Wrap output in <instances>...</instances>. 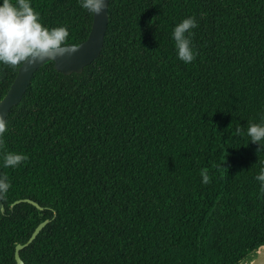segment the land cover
<instances>
[{
	"label": "trees",
	"instance_id": "1",
	"mask_svg": "<svg viewBox=\"0 0 264 264\" xmlns=\"http://www.w3.org/2000/svg\"><path fill=\"white\" fill-rule=\"evenodd\" d=\"M32 6L65 44L87 38L79 0ZM189 16L186 64L172 31ZM109 17L98 58L45 64L6 118L0 264L45 219L25 264H241L264 244V141L247 135L264 119V0H111ZM19 66L0 65V100ZM10 151L28 159L5 168Z\"/></svg>",
	"mask_w": 264,
	"mask_h": 264
},
{
	"label": "clouds",
	"instance_id": "2",
	"mask_svg": "<svg viewBox=\"0 0 264 264\" xmlns=\"http://www.w3.org/2000/svg\"><path fill=\"white\" fill-rule=\"evenodd\" d=\"M79 3L93 15L99 14L107 6L106 0H79ZM196 27L198 21L194 16H189L176 24L172 31L177 56L186 64L196 58L191 31ZM68 37L66 26L49 28L42 23L40 13L32 6V0H0V65L15 67L24 65L25 62L35 63L44 57L75 52L78 47L65 46ZM7 131V121L0 115V143ZM247 135L251 142L257 143L261 148V142L264 141V119L259 123H251L247 128ZM27 159L28 156L24 153L6 152L3 167L16 168ZM201 176L203 183L210 181L206 172H202ZM255 179L260 182L261 189H264V168L260 169ZM10 186L8 178L0 176V194L6 193Z\"/></svg>",
	"mask_w": 264,
	"mask_h": 264
},
{
	"label": "water",
	"instance_id": "3",
	"mask_svg": "<svg viewBox=\"0 0 264 264\" xmlns=\"http://www.w3.org/2000/svg\"><path fill=\"white\" fill-rule=\"evenodd\" d=\"M110 1L111 0H106L107 6L102 9L99 14L93 15L90 32L84 41L80 43L65 44L67 47H78L75 52H65L64 55H57L55 57H44L41 60H37L35 63L29 64L25 62L24 65L19 66L13 82L4 97L0 100V115H2L5 120L10 110L22 100L34 73L39 68L49 62H53L56 70L63 74L69 75L72 73H81L87 65L91 64L96 58H98L103 48L106 31L110 21ZM20 202H29L40 210L43 208L36 201L29 198L18 199L13 202L11 206ZM0 210L2 212L5 211L1 194ZM48 222V219L41 221L25 243L16 245L15 259L18 264H25L20 256V250L31 244ZM241 264H264V244L258 247L251 257L243 261Z\"/></svg>",
	"mask_w": 264,
	"mask_h": 264
}]
</instances>
